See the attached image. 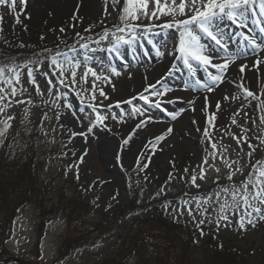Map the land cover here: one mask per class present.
<instances>
[{"label": "rangeland", "instance_id": "1", "mask_svg": "<svg viewBox=\"0 0 264 264\" xmlns=\"http://www.w3.org/2000/svg\"><path fill=\"white\" fill-rule=\"evenodd\" d=\"M11 3L12 0H7L6 4H0V17L3 18L0 20V62H3L0 65H17L20 83L13 80L18 90L15 97L6 95L4 100H0V130L4 129L5 121L11 125L0 137V157L14 154L19 147L27 150L32 142L30 146L33 147L34 157L31 162L36 170L37 185L31 193L33 197L23 208L17 209L14 219L0 214V264H106L103 257L112 254L111 251L107 253L100 249L98 253L90 254L73 248L75 251L66 255L60 251L61 243L68 240V245L76 241L82 247L95 249L104 241L105 235L120 234L114 229L113 221H120L129 213L128 207L124 208L129 202L142 210L155 201L169 206L173 219L180 225H196L203 220L199 229L197 226L200 235L203 232L202 238L211 236L227 245L239 254L243 264H264V220L254 213L250 218L252 223L245 217V226L241 228L239 219L243 209L221 213L222 200L216 196L220 187L214 193L210 190L215 184L226 186L228 183L226 176L229 169L222 162L220 153L230 162L238 159L240 147L232 134L237 137L246 135L254 145L260 144L257 137H264V124L259 119L264 113L258 107V101L251 97L245 99L243 89L238 88L239 84H243L257 95L264 88V65L259 66V71L251 66L254 57L246 45L238 46V41L232 43L231 40L230 51L234 49L235 52L239 47L248 51V57L241 56L237 63L230 65L226 80L214 92H205L194 84V80H189V89L184 90V76L176 74L175 77L182 76V82L174 78L164 82V86L171 87L173 91L164 97H152L150 91L144 92L145 87L165 76L166 70L169 72L170 67L179 61L169 54L178 43L175 29L156 27L150 32L141 29L142 35L138 39L113 50L114 35L131 39L129 33H119L114 27L120 23L123 0L116 7L112 0H27L26 7H22L17 0L15 11L8 6ZM170 19L161 17L152 22L159 25ZM144 23L148 24L149 21L144 20ZM228 26L230 22L225 21L224 30ZM105 30L109 33L108 38H102ZM235 33L230 36L235 37ZM84 36H88L87 49L71 54L72 49L80 48L83 43L80 39ZM203 42L207 43L206 38ZM45 49L50 50V53L47 54ZM121 50L127 51L130 58L121 56ZM109 51L119 55V60L104 57ZM158 52L165 54L161 56ZM52 56L61 62L65 59L80 62L82 67L78 70L77 80L85 67H92L97 73L103 72L111 77L110 82H97V87L103 88L108 96L105 100L97 92V103L111 105V108L98 109L108 117L103 124L95 122L94 113L88 107L90 93L84 92L83 103L77 95L82 88L92 87L93 77H88L87 85H72L66 73L63 78L65 83L61 84V77L51 66ZM241 62L249 65L243 73L237 67ZM156 66H161L162 71L151 78L148 73ZM111 67L121 74L112 75ZM29 69L32 71L31 77L28 75ZM197 72L201 75L196 78L206 79L201 68ZM33 78L35 84L30 82ZM37 85L42 95L37 94ZM0 87L5 88L6 93L10 91L8 85L0 84ZM160 87L157 85V90ZM142 92L152 100L159 99L161 108L145 105L139 99ZM233 95L240 99H231ZM225 96L229 98L224 99ZM260 98L264 99V96ZM130 99L131 104L125 103ZM169 99L173 102L168 103ZM189 99L195 100L194 111L186 103ZM117 102H120L119 107H116ZM217 102L221 105L219 111L214 108ZM69 104L71 108L66 107ZM133 107L145 108L147 111L144 115L137 113L132 116ZM165 109L183 111L172 121ZM213 112L216 115L215 127L208 124V117ZM245 113L256 123L246 118ZM113 115L116 119L112 118ZM148 116H152L153 121L137 128L136 125L147 121ZM233 116L236 124L231 123ZM8 117L13 119L8 120ZM194 120L196 123H193ZM128 125L130 128H127ZM159 125L165 128L162 127L151 139L138 146L143 141V132ZM180 125L182 131L178 129ZM88 128L92 131L89 132ZM168 128L172 129L171 133L167 132ZM205 128L210 132L211 142L204 137ZM245 129L248 131L245 132ZM173 133L178 141L167 143ZM158 135H164L165 139L156 141ZM128 137L131 139L125 144L124 140ZM108 138H111L109 141L113 149L118 145L116 164L105 162L102 145L108 142ZM212 143L217 145L215 159L210 155ZM241 144L244 153L249 151L247 144L243 141ZM225 147L227 151H224ZM262 158L264 151L258 148L252 161ZM22 159H25V155H21L18 165ZM248 159L244 155L241 163ZM145 163L148 167L141 168L140 165ZM174 165L177 167L172 168ZM216 168L220 171H215ZM201 169L204 179L199 178ZM129 170L134 171V176L127 178L130 192L122 195L124 179L121 173ZM249 170L248 167L244 168L245 176ZM192 176L197 177L196 184L199 187L191 183ZM243 178L237 176L234 180ZM200 192H210L209 196L213 199L207 200L204 193ZM195 196L199 199H195ZM37 197L41 198L40 204L37 203ZM76 197L89 203L87 215L66 212ZM197 203L200 204L199 208ZM55 205L57 212L49 214L50 217L42 214L46 207ZM122 205H125L124 209ZM189 209L192 211L191 216L188 214ZM222 215H227L228 219H221ZM140 216L144 217V214ZM68 233L70 236L66 237ZM136 260L132 257L123 264H134Z\"/></svg>", "mask_w": 264, "mask_h": 264}, {"label": "snow or ice", "instance_id": "2", "mask_svg": "<svg viewBox=\"0 0 264 264\" xmlns=\"http://www.w3.org/2000/svg\"><path fill=\"white\" fill-rule=\"evenodd\" d=\"M19 4L22 7H26L27 0H18ZM113 6H119L121 0H112ZM7 0H0V4H6ZM151 5V7H150ZM8 6L15 11L17 6V0H12L11 4ZM258 8V12H257ZM264 17V0H123L122 7L120 10L118 25H115L116 31L119 33H129L131 39H125L124 35H114V41L112 49L115 50L121 44L131 43L133 40L139 38L142 33L141 29L145 32H150L154 28L159 27L161 29H175L178 34V43L174 45L173 51L169 53L173 55L175 59L181 60L183 65L186 66L188 73L191 78L197 77V67H194L192 61L196 62V65L203 68L206 75L205 80L199 78L194 79V84L198 85L199 88L203 89L207 93L214 92L216 88L226 80V76L229 72L230 65L237 63L241 56L245 58L248 57V51L237 48L235 52L230 51V41L232 36H230L223 28L225 21L230 22L231 24L237 25L240 29L247 28L249 33L255 31L252 27L249 26L248 20L252 19V24L259 27V33L264 34V27H260L264 21L256 19V16ZM161 17H171L170 20L165 21L159 25L154 24L153 20H160ZM3 18L0 17V20ZM144 20H148L149 23L145 24ZM19 18L17 17V23ZM63 31V29L61 30ZM79 35V34H78ZM235 35L241 37L240 43L245 44L246 48L250 50L252 56L254 57L253 64L251 65L257 71H259V66L264 65V35L257 39L256 35H247L244 32L235 33ZM109 33L105 30L104 36L102 38H108ZM227 37V39H226ZM205 38L209 39L211 42H214L215 47L209 43H204ZM83 39V38H82ZM24 45H21L23 47ZM82 47H87V45H82ZM45 51H50L45 49ZM178 53V55H177ZM222 53V55H221ZM163 52H158V55H164ZM59 55V54H57ZM214 60L220 61L215 62ZM51 66L54 67L55 71L58 73L60 83L64 84L65 74L67 73L70 77V84L76 85H87L89 83L88 77H93L91 82V88H82L80 92H77V95L81 97V102H84V92L90 93L88 107L92 109L94 113L95 122L103 124L105 120L108 119L106 115L101 114L98 109L100 107L111 108V105H102L97 103V95L99 97L107 100L108 96L103 90V88L97 87V82H110L111 77L105 73H97V71L92 67H85L83 74L77 80L78 70L82 67L80 62H73L72 60L65 59L61 62L57 59L56 56L51 57ZM215 69V73L209 71V68ZM239 72L243 73L245 68L249 65L244 63L237 64ZM18 66L15 64H2L0 65V84L8 85L10 91L6 93V89L0 87V100H4L6 95L15 97L17 95V88L13 85V80L18 84L20 83V73L17 71ZM180 69L177 65L173 64L171 70L167 73L166 76H161L154 83L149 84L145 87L144 92H151L152 97H164L173 89L171 87L164 86V82L167 79V76H171L174 72H178ZM110 72L112 75L119 76L121 73L117 71L115 67H111ZM29 77L32 76V71L29 69ZM48 75V73H44ZM243 79V77H241ZM35 84L34 78L30 81ZM49 84L52 82L49 80ZM157 85H161L160 89L157 90ZM238 88H242L245 94V99L251 97L258 101V107L261 112L264 113V99H261V96H264V88H262L260 95H257L254 91L249 90L248 87L243 84H239ZM183 89H189V81L183 83ZM36 91L38 95H42L39 86L37 85ZM144 92L139 94V99L143 100L145 105L150 107H155L157 109L161 108V102L159 99L152 100L149 95H145ZM228 96H225L224 99H228ZM180 99V98H177ZM207 99V97H205ZM233 100L240 99L239 96L233 95L231 97ZM18 103H23V101H17ZM171 99L168 100V103H172ZM125 103L131 104L132 100H127ZM187 104L192 106L194 111L195 100L189 99L186 101ZM120 106V102H117L116 107ZM66 107L71 108V105H66ZM220 102H217L214 105L216 111L220 110ZM243 108V106H242ZM241 108V110H242ZM2 111V109H0ZM147 109L141 107H133L130 115L135 116L137 113L144 115ZM181 111H167L166 114L171 118L172 121H175L178 116L181 114ZM239 112L236 113L238 115ZM246 118L248 117L245 113ZM116 119L115 115L112 117ZM13 119V117H8V120ZM152 116L147 117V121H141L136 125L137 128L141 125L153 121ZM216 119L215 112L211 113L208 117V124L212 127H215L214 121ZM260 123L264 124V114L259 117ZM193 123H196L195 120ZM232 124H236L237 121L235 116H233ZM252 123L255 124L256 121L252 119ZM5 127L3 130H0V137H3L8 128L11 127L9 123L4 122ZM88 131L91 132L92 129L88 128ZM172 129L168 128L167 132L171 133ZM197 131H200L197 128ZM248 130L245 129V132ZM84 135V133H79ZM204 137L208 138L211 142V135L207 128L204 129ZM72 135H76L73 133ZM233 138L236 140L237 145L240 147V153H238V159L229 161L223 156V153H220V158L225 166L229 169V172L226 176L228 181L226 186H222L220 190L216 193L217 199L222 200L220 203V212L225 213L228 210H241L243 212L240 215L239 226L243 228L244 219L248 217L249 223H252L250 219L255 213L261 220H264V158L257 159L255 162L252 161L253 155L257 152L258 148L261 151H264V137H257L260 144L254 145L251 143L249 137L241 136L237 137L235 134H232ZM131 137H128L124 140V143L127 144ZM165 139L164 135H158L155 137L156 141H162ZM243 141L244 144H247L249 151L244 153L243 146L241 144ZM212 151L210 155L213 159L217 156V145L216 143L211 144ZM224 151H227L225 147ZM244 155L249 159L243 164L241 160ZM204 163H207V158ZM233 165L235 167L233 168ZM141 168H147L148 164L140 165ZM214 167V165H213ZM250 168L248 174L244 175V168ZM187 171V169H185ZM215 171L219 172L218 168ZM242 176L243 179H236L234 177ZM200 179H204L203 169H201ZM219 179V177H217ZM197 177H191V183L199 187L196 184ZM207 203V201H205ZM200 207V204L197 203V208ZM206 211V209H205ZM188 214L191 216V209L188 210ZM221 219L227 220V215H222ZM204 221H199V224H203ZM199 226V225H198ZM203 235V232H201Z\"/></svg>", "mask_w": 264, "mask_h": 264}, {"label": "trees", "instance_id": "3", "mask_svg": "<svg viewBox=\"0 0 264 264\" xmlns=\"http://www.w3.org/2000/svg\"><path fill=\"white\" fill-rule=\"evenodd\" d=\"M31 144L33 145L32 142ZM30 145L27 150L19 147L14 154L0 157V214L11 219L17 209L23 208L33 197L31 193L37 185L36 170L31 162L34 157L33 147ZM21 150L24 152H20ZM21 155H25L26 160H20L22 162L18 165ZM36 200L39 204L42 202L41 198L37 197ZM72 206L78 207L77 214L81 216L87 215L89 211V203L83 199L80 205ZM46 208L42 210L44 215L57 212V205ZM163 208L152 205L141 212H154L146 218L124 215L122 220L113 221L114 229L120 234L105 235L104 241L95 249H90V246L82 247L76 241L67 245L66 240L61 243V251L66 254L72 253L74 249L90 254H96L100 249L107 253L111 251L112 254L103 257L106 264L127 263L132 257L137 258L134 264H243L239 254L227 245L217 242L211 236L202 238L203 235L198 230L201 224L180 225L164 214ZM66 212L74 213V210L69 208ZM69 236L68 233L66 237Z\"/></svg>", "mask_w": 264, "mask_h": 264}, {"label": "bare ground", "instance_id": "4", "mask_svg": "<svg viewBox=\"0 0 264 264\" xmlns=\"http://www.w3.org/2000/svg\"><path fill=\"white\" fill-rule=\"evenodd\" d=\"M159 71H162V67L161 66H159V67L156 66L155 69H153L150 73H148V76H150L152 78ZM191 110H192V108H191ZM175 126H177V124H175ZM162 127H164V126L163 125L153 126L148 131L143 132V134L141 136V138H143V141L139 142L138 146H141L142 143L145 142L146 140L151 139V137H153L156 134L157 131L162 130ZM127 128H130V126L128 125ZM179 128L182 131L183 127L181 125L178 127V129ZM109 140H111V138H108V142H104V145H102L105 157L108 160H109V157L112 156L114 154V151H116L117 148H118V145L116 144V148L113 149L112 146H111V142ZM173 141H178V137H175V133H173V135L168 138L167 143H172ZM93 150H94V148H93ZM101 172H103V171H101ZM101 174H104V173H101Z\"/></svg>", "mask_w": 264, "mask_h": 264}]
</instances>
